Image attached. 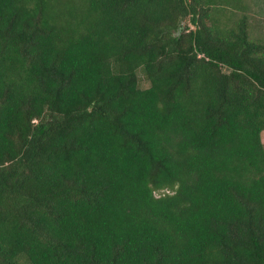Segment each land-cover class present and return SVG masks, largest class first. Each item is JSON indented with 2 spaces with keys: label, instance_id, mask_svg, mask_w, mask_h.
<instances>
[{
  "label": "trees",
  "instance_id": "16d2710c",
  "mask_svg": "<svg viewBox=\"0 0 264 264\" xmlns=\"http://www.w3.org/2000/svg\"><path fill=\"white\" fill-rule=\"evenodd\" d=\"M238 1L0 0V264H264Z\"/></svg>",
  "mask_w": 264,
  "mask_h": 264
},
{
  "label": "rangeland",
  "instance_id": "374dc122",
  "mask_svg": "<svg viewBox=\"0 0 264 264\" xmlns=\"http://www.w3.org/2000/svg\"><path fill=\"white\" fill-rule=\"evenodd\" d=\"M237 5H239L236 6L238 8L228 4L227 8L234 11L237 17L245 14L249 25L250 37L260 43H264V0H240ZM138 74L140 86L147 87L149 85L148 81L142 73ZM261 140L264 145V131L261 132ZM171 192V189L165 188L155 190L154 194L158 196Z\"/></svg>",
  "mask_w": 264,
  "mask_h": 264
}]
</instances>
